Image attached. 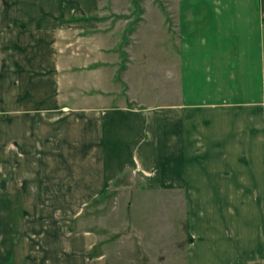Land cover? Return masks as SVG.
<instances>
[{"label": "crops", "instance_id": "crops-1", "mask_svg": "<svg viewBox=\"0 0 264 264\" xmlns=\"http://www.w3.org/2000/svg\"><path fill=\"white\" fill-rule=\"evenodd\" d=\"M102 1L0 0V264H117L84 212L127 173L181 264H264V0H178L151 76Z\"/></svg>", "mask_w": 264, "mask_h": 264}, {"label": "rangeland", "instance_id": "rangeland-1", "mask_svg": "<svg viewBox=\"0 0 264 264\" xmlns=\"http://www.w3.org/2000/svg\"><path fill=\"white\" fill-rule=\"evenodd\" d=\"M177 1L122 0L120 3L116 2L117 5L113 4V0L102 1L105 13L114 7L128 9L129 15L126 18L131 21L125 25L123 23L115 25L118 18H114L110 27L115 30L116 38L122 39L123 42H127V37L134 33L133 39L140 42L138 47H141L137 48V51H143L148 45V57L150 58H148L147 73L150 76L156 71L155 63L151 64L150 60L158 61L155 52L156 43L169 42L173 45L176 41V33L172 28L175 25ZM161 16L164 22L169 24L168 27L165 25V30L160 23L158 24ZM107 26H109L107 22L102 23L106 31ZM164 32L169 34V38L165 37ZM120 51L121 47H118L119 56L122 60H126ZM136 62L139 61L136 60ZM140 183L139 178L133 173H127L118 178L110 190L104 191L92 207L84 212V216H94L95 221L101 223V229L98 232L103 237L102 243L109 247V256L115 259L117 264H181L185 256L183 252L186 245L182 196L175 194L174 197L173 195L165 197V207L162 211L158 207L161 204L160 199L147 194V199L145 196L143 198L145 202L148 201L146 202L148 206H142L141 201H136L138 197L141 199L138 195L141 191ZM135 196L137 198L133 203ZM131 202L135 205L132 211ZM131 212L133 227L130 222ZM163 219L164 226H162ZM111 229H120L121 232L111 233Z\"/></svg>", "mask_w": 264, "mask_h": 264}]
</instances>
